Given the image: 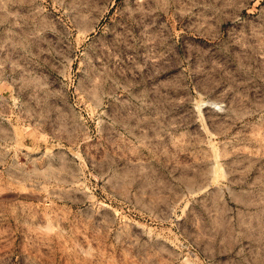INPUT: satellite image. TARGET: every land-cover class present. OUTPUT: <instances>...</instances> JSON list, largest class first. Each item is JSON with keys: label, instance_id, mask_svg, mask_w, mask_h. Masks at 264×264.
Listing matches in <instances>:
<instances>
[{"label": "rangeland", "instance_id": "374dc122", "mask_svg": "<svg viewBox=\"0 0 264 264\" xmlns=\"http://www.w3.org/2000/svg\"><path fill=\"white\" fill-rule=\"evenodd\" d=\"M0 264H264V0H0Z\"/></svg>", "mask_w": 264, "mask_h": 264}]
</instances>
